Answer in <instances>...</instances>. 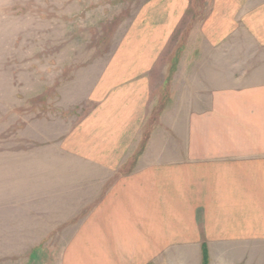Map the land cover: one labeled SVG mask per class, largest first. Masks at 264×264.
<instances>
[{"label":"crops","instance_id":"1","mask_svg":"<svg viewBox=\"0 0 264 264\" xmlns=\"http://www.w3.org/2000/svg\"><path fill=\"white\" fill-rule=\"evenodd\" d=\"M156 1L157 29L112 62L126 92L84 124L85 159L113 174L69 264H204L205 249L214 264L217 245L264 242V0H208L198 41L176 40L161 72L156 57L199 0Z\"/></svg>","mask_w":264,"mask_h":264},{"label":"rangeland","instance_id":"2","mask_svg":"<svg viewBox=\"0 0 264 264\" xmlns=\"http://www.w3.org/2000/svg\"><path fill=\"white\" fill-rule=\"evenodd\" d=\"M207 4L188 10L157 70L175 59L176 40L195 31L198 41ZM159 10L156 0H0V264H69L68 247L113 174L85 159L82 146L95 140L84 124L126 92L112 62L157 29ZM233 247L223 255L217 245L214 264H264V242Z\"/></svg>","mask_w":264,"mask_h":264},{"label":"trees","instance_id":"3","mask_svg":"<svg viewBox=\"0 0 264 264\" xmlns=\"http://www.w3.org/2000/svg\"><path fill=\"white\" fill-rule=\"evenodd\" d=\"M205 257H204V264H209L208 257H207V251L205 249Z\"/></svg>","mask_w":264,"mask_h":264}]
</instances>
